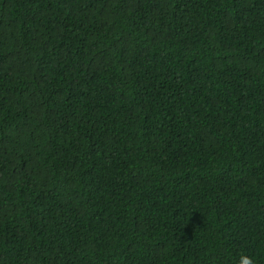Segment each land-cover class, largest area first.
Listing matches in <instances>:
<instances>
[{"label": "trees", "instance_id": "trees-1", "mask_svg": "<svg viewBox=\"0 0 264 264\" xmlns=\"http://www.w3.org/2000/svg\"><path fill=\"white\" fill-rule=\"evenodd\" d=\"M264 264V0H0V264Z\"/></svg>", "mask_w": 264, "mask_h": 264}, {"label": "clouds", "instance_id": "clouds-1", "mask_svg": "<svg viewBox=\"0 0 264 264\" xmlns=\"http://www.w3.org/2000/svg\"><path fill=\"white\" fill-rule=\"evenodd\" d=\"M239 264H254V261L250 256L242 255Z\"/></svg>", "mask_w": 264, "mask_h": 264}]
</instances>
